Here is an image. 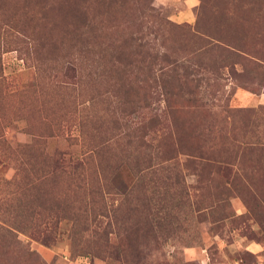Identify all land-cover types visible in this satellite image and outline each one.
I'll list each match as a JSON object with an SVG mask.
<instances>
[{
    "label": "rangeland",
    "instance_id": "374dc122",
    "mask_svg": "<svg viewBox=\"0 0 264 264\" xmlns=\"http://www.w3.org/2000/svg\"><path fill=\"white\" fill-rule=\"evenodd\" d=\"M142 143L175 148L145 190L94 157L89 194L48 176L59 153ZM259 149L264 0H0V264H264ZM168 185L187 198L153 229ZM63 200L86 212L61 219Z\"/></svg>",
    "mask_w": 264,
    "mask_h": 264
},
{
    "label": "trees",
    "instance_id": "16d2710c",
    "mask_svg": "<svg viewBox=\"0 0 264 264\" xmlns=\"http://www.w3.org/2000/svg\"><path fill=\"white\" fill-rule=\"evenodd\" d=\"M195 90V89H194ZM176 146V145H175ZM235 145H233L234 147ZM236 147V146H235ZM160 148V149H159ZM188 152V156L193 154L196 150L200 149H185ZM254 146H247L244 147H238L236 148L237 152L243 153L245 151L250 152L254 151ZM264 150V149H259ZM175 148L173 143H167L162 146L152 147L151 145H146L144 143L140 144L137 147L129 148V149H114V148H100V149H91L88 152H84L82 155H78L75 158H71V154L67 152H62L56 155L55 157L58 158L60 166L59 169L51 171L48 173V176L50 179L55 178V173L60 178H67L69 181H71L73 184L70 185L69 191L72 196L80 194V192L85 193V191L92 192V188H84L83 186H78L75 184L74 180H78L79 178L84 177H91L92 176V170H90L89 162L93 157L96 159L98 158V161L95 162L97 166L95 167V170L93 173H97L98 175H102L103 177L111 175L116 173L115 170H118L120 167L125 166L127 167L130 172L138 177V180L134 187L139 186L140 189L145 190L144 185L146 183H149L152 179H146L145 177H150L151 175L155 178L156 176H164L165 179H168V176L170 174V167H159V163H154L155 160H160L162 162H171L175 158ZM174 153V154H173ZM55 154H53L54 157ZM216 158H222L221 155H215ZM50 158V156H49ZM71 159H74L73 161ZM52 160V158H50ZM100 161V162H99ZM94 164V163H93ZM51 166V162L48 165ZM51 168V167H50ZM90 171V172H89ZM76 176L74 178H71L69 176ZM147 175V176H146ZM230 175V174H229ZM48 177V179H49ZM233 179V176L231 177ZM171 186L168 185V188L161 193L160 196H158L156 203L154 204L153 201H151V197L147 200V204L149 208V217L147 218V221L150 225V227L157 230H165L168 229L170 224V218L171 216H174L176 213L173 210L174 208L179 209L181 211L182 203H185V200L187 198V194L184 193V189L182 188L181 193L178 198H174L170 195V189ZM100 186L97 187V193L100 194ZM67 190V189H66ZM110 190V189H109ZM112 190V189H111ZM96 192V190H95ZM135 192V189H130L127 193L124 194V201L127 203V207L129 211H133L135 207L132 204V200H136V198H133V193ZM50 196V193L48 194ZM146 196V195H145ZM175 199V201H174ZM137 201V200H136ZM135 201V203H137ZM64 200L62 201L63 204ZM64 207L60 209V213H62L61 219L64 220H72L79 219L78 215H81L82 213L86 212L85 207L80 208L77 206V204H70V203H64ZM103 207V205L101 204ZM101 206H98L101 207ZM119 209L116 208V210ZM112 215H115V210L112 211ZM162 212V214H161ZM173 214V215H172ZM53 228H56V224L54 222L50 221L49 225ZM75 227V223H74ZM72 228V231H77V227L74 229ZM120 228V227H119ZM52 229V228H51ZM132 229H125L123 227V232L129 233Z\"/></svg>",
    "mask_w": 264,
    "mask_h": 264
}]
</instances>
